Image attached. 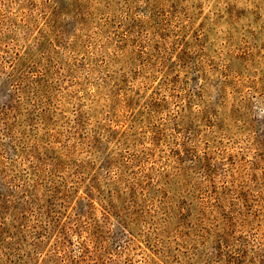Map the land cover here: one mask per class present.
I'll return each instance as SVG.
<instances>
[{"label": "rangeland", "instance_id": "obj_1", "mask_svg": "<svg viewBox=\"0 0 264 264\" xmlns=\"http://www.w3.org/2000/svg\"><path fill=\"white\" fill-rule=\"evenodd\" d=\"M0 264H264V0H0Z\"/></svg>", "mask_w": 264, "mask_h": 264}]
</instances>
